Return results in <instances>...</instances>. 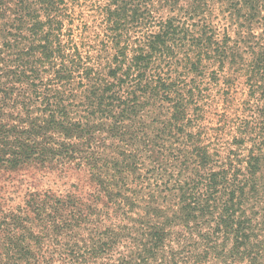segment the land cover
Returning <instances> with one entry per match:
<instances>
[{"label":"trees","instance_id":"16d2710c","mask_svg":"<svg viewBox=\"0 0 264 264\" xmlns=\"http://www.w3.org/2000/svg\"><path fill=\"white\" fill-rule=\"evenodd\" d=\"M0 264H264V0H0Z\"/></svg>","mask_w":264,"mask_h":264},{"label":"rangeland","instance_id":"374dc122","mask_svg":"<svg viewBox=\"0 0 264 264\" xmlns=\"http://www.w3.org/2000/svg\"><path fill=\"white\" fill-rule=\"evenodd\" d=\"M217 13L221 24L223 26L227 25L228 23L224 18L226 14L222 11ZM261 32L259 31L258 34H261ZM229 34L232 38L235 37L234 32ZM231 76L230 79L235 81L232 86L227 85L230 79L226 82L227 76L225 74H221L217 84L214 83L210 76L205 77L203 80L202 88L205 92L203 106L207 111L203 123L209 134H213L211 130L218 126L223 117L225 121L230 122L231 115L240 116L245 104L249 101V90L245 85L244 79L238 76ZM227 90L230 91L229 95H227ZM227 98L228 101L226 103Z\"/></svg>","mask_w":264,"mask_h":264}]
</instances>
